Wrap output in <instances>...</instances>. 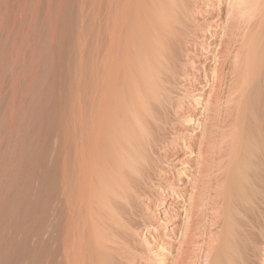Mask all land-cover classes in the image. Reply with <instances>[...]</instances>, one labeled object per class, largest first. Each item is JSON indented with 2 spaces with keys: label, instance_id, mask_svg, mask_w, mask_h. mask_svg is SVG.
Returning a JSON list of instances; mask_svg holds the SVG:
<instances>
[{
  "label": "bare ground",
  "instance_id": "6f19581e",
  "mask_svg": "<svg viewBox=\"0 0 264 264\" xmlns=\"http://www.w3.org/2000/svg\"><path fill=\"white\" fill-rule=\"evenodd\" d=\"M125 1L131 4L128 14L118 16L116 3L112 19L102 21V27L110 22L112 29L101 27L108 33L101 34L96 85L92 90L90 79H85L80 118L74 116L67 125L63 264L137 263L135 234L147 229L150 220L135 203L149 192L146 183L160 167V144L170 146L168 159L176 155L178 136L172 126L180 115L200 130L180 138L192 157L185 160L190 168L180 181L183 188L176 191L184 209L178 216H184L186 225L180 224L181 235L175 241L179 250L172 264L197 263L207 212L209 226L218 225L222 235L209 231L202 263L243 264L259 241L252 218L258 204L253 190L264 146L248 134L247 116L250 92L264 77V0L228 3L226 22L220 25L224 34L215 49L214 79L206 81L197 100L205 109L200 115L188 103L175 104L173 96L188 93L180 94L181 88L172 86L178 81L173 71L176 52L183 53L181 42L189 37L192 0ZM125 21L133 23L127 31L121 28ZM261 103L255 121L264 136ZM175 108L180 115H175Z\"/></svg>",
  "mask_w": 264,
  "mask_h": 264
},
{
  "label": "rangeland",
  "instance_id": "374dc122",
  "mask_svg": "<svg viewBox=\"0 0 264 264\" xmlns=\"http://www.w3.org/2000/svg\"><path fill=\"white\" fill-rule=\"evenodd\" d=\"M114 1L0 0V264H63L60 244L67 214L64 180L70 155L67 125L69 128L74 116L80 118L85 79H90L92 90L96 85L101 34L108 33L106 27L108 31L112 29L109 22L102 32V21L114 16L115 7H111L118 0ZM119 1L115 10L118 16L128 14L131 4L121 0L123 9ZM191 2L189 37L184 44L181 42L183 53L176 52L173 71L178 81L172 86L181 88L180 94L184 90L188 93L173 96L175 104L188 103L200 115L205 109L197 100L206 81L214 79L215 49L224 34L220 25L226 22L230 0ZM132 26V22L125 21L121 28L127 31ZM261 79L249 95L247 132L264 146L260 122L255 121L260 101L264 104V77ZM202 99L207 98L201 96ZM177 109L176 116L180 115ZM181 117L172 126L178 136L173 148L176 155L168 159L166 151L170 146L160 144V167L152 170L154 178L146 183L149 192L135 203L150 220L147 229L135 234L140 252L136 264H172L177 258L179 246L175 241L181 235L180 224L186 225L184 216H178L184 209L177 192L183 188L180 181L190 168L185 160L192 157L180 138L194 135L199 129L188 125V117ZM263 161L257 158L259 178L253 190L258 204L252 218L259 241L249 249L250 256L243 264H264ZM206 215L204 224L208 225L204 237L198 240L201 249L195 253L196 264L204 263L209 233L222 235L218 225L209 226L211 215Z\"/></svg>",
  "mask_w": 264,
  "mask_h": 264
}]
</instances>
